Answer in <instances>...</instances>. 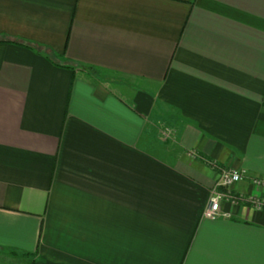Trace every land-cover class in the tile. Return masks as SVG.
<instances>
[{
    "label": "crops",
    "instance_id": "1",
    "mask_svg": "<svg viewBox=\"0 0 264 264\" xmlns=\"http://www.w3.org/2000/svg\"><path fill=\"white\" fill-rule=\"evenodd\" d=\"M207 160L264 197V0H0V264H264Z\"/></svg>",
    "mask_w": 264,
    "mask_h": 264
},
{
    "label": "built area",
    "instance_id": "2",
    "mask_svg": "<svg viewBox=\"0 0 264 264\" xmlns=\"http://www.w3.org/2000/svg\"><path fill=\"white\" fill-rule=\"evenodd\" d=\"M194 156V152L190 154ZM212 167L213 162L211 163ZM243 178V172L235 170L220 169L218 171V179L215 183V188L221 187L219 191H214L209 197L208 204L203 210V216L207 218H215L218 216H227L228 213L220 210L222 201L236 204L238 202L247 203L254 210L260 211L264 209V197L259 195H248L246 197L232 193L229 188L232 184L239 182ZM253 184L264 188V179L254 178Z\"/></svg>",
    "mask_w": 264,
    "mask_h": 264
},
{
    "label": "rangeland",
    "instance_id": "3",
    "mask_svg": "<svg viewBox=\"0 0 264 264\" xmlns=\"http://www.w3.org/2000/svg\"><path fill=\"white\" fill-rule=\"evenodd\" d=\"M173 119H174V116L171 117L170 114L168 113L167 118H165L161 121H158L159 123H156L154 125V127L152 129V135H151V144L149 145L154 153H159L160 155H162V153H163L162 149L165 148L166 149L165 150V154H166L165 157H168V154L171 153V151L174 149L173 146H169L170 144H168L170 142L168 140H171V136L175 135L173 132L174 130H172V128H171L172 123H173L172 122ZM165 144H168V145L166 147H164ZM191 153L192 152H189V154H191ZM206 162L210 165V167L212 166L211 163L213 162L214 166L212 168L214 170H217V171H220V169L234 170L230 167L219 164L216 161L207 160ZM221 189H222L221 187L215 188L213 186L211 191H210V195L212 194V192L219 191Z\"/></svg>",
    "mask_w": 264,
    "mask_h": 264
},
{
    "label": "trees",
    "instance_id": "4",
    "mask_svg": "<svg viewBox=\"0 0 264 264\" xmlns=\"http://www.w3.org/2000/svg\"><path fill=\"white\" fill-rule=\"evenodd\" d=\"M7 42H14L16 44H19V45H22V46H25V47H30V45L26 44V43H22V42H18V41H7ZM51 60V59H50ZM55 63V62H54ZM66 67H73L71 65H66Z\"/></svg>",
    "mask_w": 264,
    "mask_h": 264
}]
</instances>
